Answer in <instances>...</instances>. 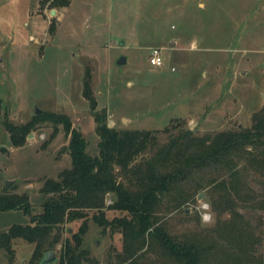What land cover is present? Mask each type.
Returning a JSON list of instances; mask_svg holds the SVG:
<instances>
[{
    "label": "rangeland",
    "instance_id": "1",
    "mask_svg": "<svg viewBox=\"0 0 264 264\" xmlns=\"http://www.w3.org/2000/svg\"><path fill=\"white\" fill-rule=\"evenodd\" d=\"M38 2L0 0V193L26 194L31 214L40 212L43 181L70 166L68 137L60 126L53 132L44 123L13 148L2 122L24 124L36 110L63 114L84 138L86 154L96 156L92 112L80 95L85 69L95 110L104 111L114 129L159 131L181 124L200 136L248 128L264 108V0H70L55 10ZM153 48L161 52L158 68L148 64ZM213 178L202 173L190 181L184 214H161L168 234L224 245L218 221L228 216L211 209L213 222L202 224L196 211L199 201H211L205 183ZM6 182L13 183L5 189ZM197 183L202 187L196 189ZM226 183L229 197L236 200L238 192L237 210L255 240V255L264 256V167L243 163ZM115 216L105 213L108 220ZM26 222L20 212L1 213L0 233ZM79 224L61 226V241L45 251L54 255L49 264H57L62 240ZM82 246L89 252L82 264H116L121 250L118 234L101 233L91 221ZM11 250L0 249V264H26L32 245L14 240ZM220 251L210 264H236L232 252ZM143 263L168 264L151 251Z\"/></svg>",
    "mask_w": 264,
    "mask_h": 264
},
{
    "label": "trees",
    "instance_id": "2",
    "mask_svg": "<svg viewBox=\"0 0 264 264\" xmlns=\"http://www.w3.org/2000/svg\"><path fill=\"white\" fill-rule=\"evenodd\" d=\"M69 3L70 0L38 2L40 7L46 5L53 10L66 8ZM80 95L92 112L96 156L86 154L84 138L71 128L63 114H34L20 125L2 122L13 148L21 147L38 125L48 123L53 132L60 126L68 137L70 166L55 179L43 181L39 189L43 200L37 214H31L26 194L5 190L0 193V214L20 212L27 219L24 225L12 224L0 233V249L11 254V242L21 240L32 245L26 264H38L42 254L61 241V226L80 221L70 239L62 240L57 264H82L89 261L82 239L86 223L91 221L101 233L119 235L121 250L115 255L116 264H144L149 251L168 264H210L220 250L226 255L232 252L231 260L236 264L241 260L244 264H264V256L255 255V240L238 213V192L234 191L236 200L229 197L226 183L227 178L237 177L243 163L264 167V108L252 115L248 128L198 136L181 124L159 131L107 127L104 111L95 110L87 69ZM160 134L165 136L163 141ZM202 173L215 177L205 183L211 209L228 216L227 220L218 221L224 245L210 237L179 241L167 233L162 223V213L169 215L180 210L184 214L190 199L187 186ZM199 187L202 186L197 183L196 189ZM216 190L217 201L212 196ZM106 196L110 197L107 206ZM107 211L118 216L108 220Z\"/></svg>",
    "mask_w": 264,
    "mask_h": 264
},
{
    "label": "clouds",
    "instance_id": "3",
    "mask_svg": "<svg viewBox=\"0 0 264 264\" xmlns=\"http://www.w3.org/2000/svg\"><path fill=\"white\" fill-rule=\"evenodd\" d=\"M198 204L199 206L196 208V211L200 216L201 223L208 224L213 222L214 213L211 212V203L201 200Z\"/></svg>",
    "mask_w": 264,
    "mask_h": 264
},
{
    "label": "water",
    "instance_id": "4",
    "mask_svg": "<svg viewBox=\"0 0 264 264\" xmlns=\"http://www.w3.org/2000/svg\"><path fill=\"white\" fill-rule=\"evenodd\" d=\"M53 13H54L53 10L49 11L50 15H53ZM169 45H171V42H170ZM123 62H124V59L121 58V59H119L117 61V64H122ZM34 114H39V110H36ZM30 137H31V135H28V139ZM12 183L13 182H6L5 185H4V188L7 189ZM200 198H201V196L198 197V199H200ZM53 261H54V255H53L52 252L48 251V252H45V253L42 254L38 264H49V263H51Z\"/></svg>",
    "mask_w": 264,
    "mask_h": 264
},
{
    "label": "built area",
    "instance_id": "5",
    "mask_svg": "<svg viewBox=\"0 0 264 264\" xmlns=\"http://www.w3.org/2000/svg\"><path fill=\"white\" fill-rule=\"evenodd\" d=\"M148 64L152 68H158L162 65L161 52L158 49H150L148 54Z\"/></svg>",
    "mask_w": 264,
    "mask_h": 264
}]
</instances>
